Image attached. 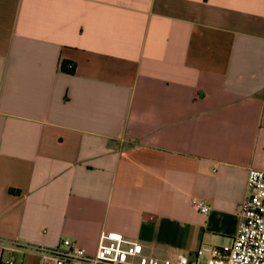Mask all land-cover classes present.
Returning <instances> with one entry per match:
<instances>
[{
    "label": "crops",
    "instance_id": "0c3cea01",
    "mask_svg": "<svg viewBox=\"0 0 264 264\" xmlns=\"http://www.w3.org/2000/svg\"><path fill=\"white\" fill-rule=\"evenodd\" d=\"M250 167L264 0H0V264L109 232L173 261L231 244Z\"/></svg>",
    "mask_w": 264,
    "mask_h": 264
},
{
    "label": "built area",
    "instance_id": "2783aa9c",
    "mask_svg": "<svg viewBox=\"0 0 264 264\" xmlns=\"http://www.w3.org/2000/svg\"><path fill=\"white\" fill-rule=\"evenodd\" d=\"M192 205L208 213L210 205L199 197L192 198ZM239 224L231 244L201 246L190 257L179 253L176 260L158 258L144 252L140 242L124 245L120 232L106 234L105 243L94 253L70 238H64L53 247H35L41 264H201L208 256L207 264H264V170L250 167L247 191L239 206ZM9 264H14L13 260Z\"/></svg>",
    "mask_w": 264,
    "mask_h": 264
},
{
    "label": "trees",
    "instance_id": "16d2710c",
    "mask_svg": "<svg viewBox=\"0 0 264 264\" xmlns=\"http://www.w3.org/2000/svg\"><path fill=\"white\" fill-rule=\"evenodd\" d=\"M62 69H63V71H66L69 73L74 72V66H68L66 62H63Z\"/></svg>",
    "mask_w": 264,
    "mask_h": 264
},
{
    "label": "rangeland",
    "instance_id": "374dc122",
    "mask_svg": "<svg viewBox=\"0 0 264 264\" xmlns=\"http://www.w3.org/2000/svg\"><path fill=\"white\" fill-rule=\"evenodd\" d=\"M126 142H128V141H126ZM207 260H208V256L207 255L202 256L201 264H207Z\"/></svg>",
    "mask_w": 264,
    "mask_h": 264
}]
</instances>
